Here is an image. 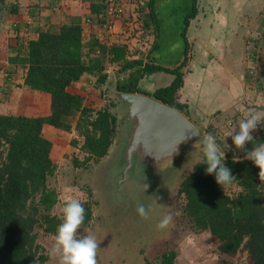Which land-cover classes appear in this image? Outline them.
I'll use <instances>...</instances> for the list:
<instances>
[{
  "label": "trees",
  "instance_id": "obj_1",
  "mask_svg": "<svg viewBox=\"0 0 264 264\" xmlns=\"http://www.w3.org/2000/svg\"><path fill=\"white\" fill-rule=\"evenodd\" d=\"M156 1H149V10L158 38L163 17ZM199 2L193 0L192 10L186 16L181 32L184 59L175 67L156 62V59H160V56L152 55L157 50L156 41L151 43L153 48L147 62L142 59L129 60L128 45L109 46L99 40L86 43L83 27L77 20L55 31L42 30L36 39L29 41L28 53L24 58L8 59L7 43L0 47V59L26 64L24 85L48 93L51 101L47 111L23 114L11 110L0 112V264H40L48 261V255L40 253L42 247L37 243L35 229L42 226L45 231L55 235L62 222L58 215L52 213L59 201V194L48 183L56 167L50 156L52 141L44 136L43 127L51 125L70 131L73 128L71 119L79 115L75 128L84 135L81 148L88 158L99 160L110 153L117 128V117L111 110L115 102L111 99L105 108L93 109L88 101V92L71 90L86 76H97L100 83H107L110 75L104 71L103 56L109 55L110 61L117 64L116 89L150 95L191 117L188 104L181 101L180 96L187 75L184 68L190 62L192 51L188 30L199 14ZM96 5L92 6V13H100V8H104L102 16L107 15V0H101L99 8ZM17 12L18 6L11 10L12 15ZM151 22L134 25L128 31L130 43L134 39L147 42L151 35L148 33ZM86 44L90 45L87 58ZM94 44L98 45L97 49ZM97 50L100 55H92ZM156 73H169L174 78L154 91L142 87L141 81ZM123 74H128L125 81L122 80ZM253 137L254 141L264 143L261 131ZM217 144L223 150V146L219 142ZM253 147L254 144L249 143L246 150L250 151ZM245 155L246 152L237 153L235 149L225 154V165L236 178L234 182L241 186L236 195L230 194L227 189L224 191L216 183L214 175L206 174L207 165L200 163L203 157L181 180L178 193L186 199L184 212L193 226L199 231H209L219 241L217 250L221 256L236 258L246 251L247 264H264V184L259 180V168L245 159ZM233 156L239 157L235 163ZM76 163L79 164L77 159ZM84 207L85 222L78 231L87 228L92 220L91 207L87 204ZM178 256V251L168 249L163 253L160 264H175Z\"/></svg>",
  "mask_w": 264,
  "mask_h": 264
},
{
  "label": "rangeland",
  "instance_id": "obj_2",
  "mask_svg": "<svg viewBox=\"0 0 264 264\" xmlns=\"http://www.w3.org/2000/svg\"><path fill=\"white\" fill-rule=\"evenodd\" d=\"M113 1L116 9V12L113 13L114 15L110 14V17L107 18L108 14L102 16L101 13L103 12L101 11L100 18L95 19L97 26L99 25V29L96 30L99 36L94 40L104 41L109 46L128 45L129 60L142 59L145 62L150 59L148 55L153 48V44L151 43H155L156 41L157 46L155 48L157 50L152 53V55L160 56V59H156V62L167 67H175L180 63L177 60L178 58L181 59L183 52L175 54L171 52V48H177V46L184 47L181 32L185 26L186 16L191 12L194 5L193 0L156 1V5L159 6L160 15L163 17V21L161 20V33H159L158 38L157 33L154 31L156 25L151 22L150 0ZM199 1V6H202L204 0ZM207 1L211 5L223 3L224 6L222 4L218 6V8H221L222 11L220 13L223 16V19L220 21L221 27H213L215 21L211 19L210 27H212L206 30L202 26L199 27L198 22H195L194 25L193 21L195 19L192 20L190 33L188 32L192 46L191 58L184 71L189 74L192 60L195 61V73L197 75L201 72V69L202 71L207 69L210 64H219L221 62L223 65L228 63L232 66L231 61L229 62L226 59V56L229 59L231 57L234 60L233 63L238 67V72L245 74L243 76L250 90V97L251 95L254 97V101L250 100L249 105L246 104L245 110L243 108H236V114L232 113L234 116L226 114L227 112H218L215 114L216 117L212 116L198 123L194 121L204 134L211 133L216 137V141L223 146L222 151H225L226 154L230 149H235L232 138L226 137V134L234 128L236 129L240 121L246 117L250 110L264 111V0ZM236 2H242L240 5L244 10H246L245 8L257 5V11L241 12L240 21H235L236 18L234 19L233 17L236 14L233 11V5ZM227 3H230L231 6H226ZM13 5L15 6V2L12 1L4 7V11L0 13L1 19L2 17L7 18L8 14L11 13L12 7H14ZM199 14L196 18H198ZM212 15L215 16L216 12H212ZM103 17L105 20H103ZM202 19L204 20L201 17L199 21L201 22ZM101 20L102 22H100ZM145 21L152 23V26L148 29V33L151 34L148 36L149 40L143 42L134 39L130 43L128 31L133 29L134 25H143ZM165 21L166 24H164ZM12 24L6 22V20L0 21L1 39L7 37L12 40L19 37L16 26H12ZM216 38L217 42L215 44L218 45V48L211 43L215 42ZM20 39L25 40L23 36ZM94 40L86 41V43H93ZM18 41H20L19 38ZM89 46V44H86L85 47L86 58L90 52ZM94 47L97 49L98 45L94 44ZM97 51L92 53V55H100L99 50ZM22 54L25 55L23 51ZM220 54L221 56H219ZM103 57L105 64L104 71L109 75L115 76L117 64L110 61L109 55ZM10 63L0 60V92L2 93V96L0 95V112H8L9 110L15 112L16 106H13L15 102L12 104V97H14V90L20 87H18V82L13 80V78L17 74L22 75L27 72L26 64L20 63L21 65L18 66L13 65L12 62ZM223 68L226 69L225 66ZM219 71L220 69L215 71L217 72L216 77L210 75L212 79L208 89L212 88L217 91V87L222 90L231 88L229 87L232 84L230 81L232 77L231 73L228 70H224L223 74ZM199 76L203 78L204 75L199 73ZM238 76H241V74ZM122 77V80L125 81L128 74H123ZM169 80L170 77L166 73L157 74L148 77L146 83L144 82L143 85L145 89L154 91L157 87L167 85ZM232 81L236 82L234 77ZM80 86L86 93L88 92V101L93 109L105 108L110 103V100L113 99L115 106H112L111 110L119 114V106L117 107L115 99L109 96L106 84L100 83L97 76L84 77L80 81V84L76 85V87ZM205 96L210 98L208 95ZM181 98L182 95L180 96V100ZM44 103L41 106L36 104L30 106L28 98L22 97L19 100L18 104L20 106L17 109L20 112L29 113V108H50L51 101L49 99ZM78 116L76 115L71 119L73 128L70 131L55 128L51 125L50 127H43L44 136L52 141L50 156L56 167L48 183L59 194V201L53 208L52 213L62 219V207L64 206L65 188L67 186H70L73 192L84 194L86 197L84 205H89L93 213L90 225L85 229L88 233L95 235L97 241L100 242L97 256L98 264H160L163 253L168 249H174L179 253L175 264H210L228 261L233 262V264H247L248 253L246 251L239 254L236 258L221 256L217 250L219 241L209 231H199L196 229L184 212L186 199L178 193L180 182L203 157V144L183 162L178 170L179 174L159 199L155 200V198L152 201V196L150 195L144 199L145 207L149 210V219H142L135 210L131 209L130 211H125L123 216L125 218L127 214L132 213L134 218L126 219L125 223L120 224L119 220H115V217L112 215L110 206L112 198L106 189L108 180L107 169L111 165L112 158L106 157L107 162L104 163L99 183L97 185L92 183L91 176L93 175L91 174V169L100 166V164H93V162H96L95 158H88L87 153L81 148L84 143V135L79 134L75 128ZM228 118L231 119L230 124H228L230 127L229 131L226 127ZM117 128V136H119V124ZM236 131H238V128ZM259 131L264 135V125H258L257 133L253 132V136H257ZM117 143L119 142L117 141ZM240 152V150H237V153ZM76 159L79 164L76 163ZM240 190L241 186L237 182H233V185L227 188V191L232 195H236ZM103 197L106 201H103ZM161 205L164 207H161ZM128 206L124 207L121 204L115 205L113 203V208L120 209L121 212ZM166 214L173 216L174 223L170 228L160 230L157 225ZM35 233L37 243L42 247L40 253L49 257L48 261L40 264H57V261L49 256V250L54 243L55 235L45 231L42 226H38L35 229ZM78 234L83 236L86 233L83 229L82 231H78Z\"/></svg>",
  "mask_w": 264,
  "mask_h": 264
},
{
  "label": "water",
  "instance_id": "obj_3",
  "mask_svg": "<svg viewBox=\"0 0 264 264\" xmlns=\"http://www.w3.org/2000/svg\"><path fill=\"white\" fill-rule=\"evenodd\" d=\"M106 86L120 110L119 114L114 112L119 136L116 128L108 156L112 161L106 189L112 203L129 205L126 210L137 212L138 203L145 206L144 199L149 195L152 201L157 200L168 190L183 162L201 147L198 139L204 132L184 112L163 101L116 89L114 75H110ZM189 136L192 139L185 143L183 139ZM144 183L149 184L145 193L141 187Z\"/></svg>",
  "mask_w": 264,
  "mask_h": 264
},
{
  "label": "crops",
  "instance_id": "obj_4",
  "mask_svg": "<svg viewBox=\"0 0 264 264\" xmlns=\"http://www.w3.org/2000/svg\"><path fill=\"white\" fill-rule=\"evenodd\" d=\"M12 1L15 2V6L13 5L14 7L18 6L17 14L12 15L10 13L8 14L7 18L6 17H2V19L0 18L1 19L0 21L6 20V22L13 23L12 26H16L19 36L18 38L20 41H18V38L11 40L7 37H3V39H1L0 37L1 39L0 47L3 46L5 43H7V49H6L7 58L26 57L28 53L29 41L32 39H36L42 30L50 29L55 31L58 30L62 25L71 23L74 20L80 21L84 31L85 42L94 40L99 36V34L96 32V30L99 29L98 28L99 25L97 26L95 19L100 17L101 11L104 12L105 9L100 8V13L99 12L92 13V6L97 4L96 6L97 8H99L101 0H12ZM12 1L10 0L9 2ZM203 2L204 4H202V6L199 7L200 14L198 18H195V21H193L194 25L195 22H198L199 27L202 26V28L208 30L209 28L212 27V26L210 27V23L212 22L211 21L212 19L215 21L213 27L216 26L221 27L220 21L221 19H223V16L222 13H220L222 10L221 8H218V6L221 4L223 5V3L220 2L219 4L215 3L211 5L207 3L208 2L207 0H204ZM241 3L236 2L233 5V9H234L233 11L236 14L233 17L234 19L236 18L235 21L238 20L240 21L239 18H241L240 15L241 12L243 13L244 11L255 12L257 11L258 8L257 5L255 7L253 5V7L245 8L246 10H244V8H241L240 5ZM227 5L228 7L231 6L230 3H227L226 6ZM14 7H12V9ZM214 8H216V10H214ZM211 11L216 12V15L213 16ZM207 12L208 14H206ZM201 17L204 18V20L202 19V21L200 22L199 19ZM107 18H109L108 15ZM164 24H166V21L164 22ZM190 29L191 26L188 30L189 33H190ZM22 36L25 38V40L20 39ZM207 41L209 42V40ZM216 42H217V38L215 42L213 41L211 43L215 45V47H217L218 45L215 44ZM183 49H184L183 46L182 47L177 46V48H171V52L177 54V52L178 53L183 52L182 51ZM22 51L25 55L22 54ZM219 56H221V54ZM183 59H184V54L181 56V59L178 58L177 62L180 61L181 63ZM226 59L229 62L231 61L230 63L232 66H230L228 63H225V65H223L221 62H219V64H210V66L207 69L203 71L201 69V72H199L202 73V75H204L203 78L202 76L201 77L199 76V73L198 75L195 73V66H196L195 61L194 60L191 61L190 72L189 74L186 75L184 86L181 90V95H182L181 101L188 104L191 113L190 118L192 120L194 118L193 121H195L196 123H198L199 121H203L207 118H210L212 116L216 117L215 114H217L218 112H223V113L227 112L226 114L229 115H233L232 113H234L235 115L236 108H241V109L243 108V110H245L246 104L249 105V103L251 102L250 100L254 101V97H252V95L250 97V90L248 89L246 85V81L243 76L245 74L238 72V67L236 64L233 63L234 60L231 59V57L229 59L228 56H226ZM0 60L4 61L3 59ZM171 60L175 61L174 59ZM7 61L9 64H11L10 60ZM13 65L20 66L21 64L14 62ZM224 66L226 67V69L223 68ZM218 69H220L219 72L222 74L224 70L225 71L228 70V72L231 73L232 77L230 78V81L232 84L229 86L231 88H227V90L225 88L224 90H222L219 87H217L218 88L217 91L213 90L212 88L208 89L209 83L212 79L210 75L216 77L215 75H217V72L215 71ZM157 74H164V73H156L154 75ZM240 74L241 76H238ZM25 75L26 73H23L22 75L17 74L13 78V80L18 82V87L20 88L14 90V97H12L13 98L12 104L15 102V104L13 105L14 107L16 106L14 111L16 113H22V114L25 112L22 111L20 112L17 109L18 106H20V104L18 103L22 97L26 99L28 98V103L30 106L32 104L41 106L45 101L47 102L48 99L50 100V96L48 93L26 87L24 85ZM166 75L170 77V80L168 82L170 83L174 77L169 73H166ZM233 77L235 78L236 82L232 81ZM144 82L146 83V79L141 81L142 87H144L143 85ZM78 84H80V81L77 82L75 85H73L71 87V90L77 93L84 91L81 86L76 87V85ZM204 89L205 91H203ZM1 91H3V89H1ZM0 95L2 96L1 92ZM205 95H208V97L210 98H207ZM48 109L49 107H44L40 109L29 108V112L47 111ZM230 120L231 119L228 118L226 127H229L228 124L230 123ZM45 126L50 127V125H45Z\"/></svg>",
  "mask_w": 264,
  "mask_h": 264
},
{
  "label": "clouds",
  "instance_id": "obj_5",
  "mask_svg": "<svg viewBox=\"0 0 264 264\" xmlns=\"http://www.w3.org/2000/svg\"><path fill=\"white\" fill-rule=\"evenodd\" d=\"M258 125H264V111L250 110L246 117L240 121L237 127L238 131L236 128L228 132L226 137H231L235 149L246 152L244 158L252 161L259 168V180L261 184H264V143L254 141L253 137V132L257 130ZM199 137L198 140L203 144V159L200 163L207 165L206 174L214 175L216 183L225 191L236 180L231 170L225 165V151L221 150L216 142V137L211 133L199 135ZM188 139H192V137L189 136L183 141L186 143ZM249 143H253L254 147L247 151L246 145ZM238 160V156H233L234 163ZM141 187L145 193L149 184H141ZM65 193L62 222L57 227L49 256L54 258L57 264H98L97 256L100 242L97 241L96 236L88 233L86 229H84L85 235L78 234V230L85 222L86 209L84 203H86V197L83 193L73 192L70 186L65 188ZM157 199L159 198L157 197ZM161 207L164 206L161 205ZM137 213L142 219H149V210L142 203H138ZM173 223V216L166 214L157 227L160 230H166Z\"/></svg>",
  "mask_w": 264,
  "mask_h": 264
},
{
  "label": "flooded vegetation",
  "instance_id": "obj_6",
  "mask_svg": "<svg viewBox=\"0 0 264 264\" xmlns=\"http://www.w3.org/2000/svg\"><path fill=\"white\" fill-rule=\"evenodd\" d=\"M10 0H2V4L0 5L1 7H0V13H2L3 11H4V7H6L7 6V4L8 3H10L9 2ZM12 1V0H11ZM1 15V14H0ZM1 18V17H0ZM110 152V151H109ZM109 154L110 153H108L105 157H102V158H100L99 160L98 159H95V161L96 162H93V164H100V166H98V167H93V169H91V174L93 175V176H91V179L93 180L92 181V183H94V184H98L99 183V179H100V177H101V172H102V170L104 169L103 168V166H104V163H106L107 162V160H106V157H108L109 156ZM101 185V184H100ZM102 186H103V184H102ZM103 201H106L105 200V198L103 197ZM110 206H111V212H112V215L115 217V220H119L118 222H120V224H123V223H125L124 221H126V219H129V218H134V215H132V213H129V214H127L126 215V217L124 218V216H123V213L125 212V211H128V210H126V209H124V210H122V212L120 211V209H114L113 208V203H112V201H110ZM133 212V211H132Z\"/></svg>",
  "mask_w": 264,
  "mask_h": 264
},
{
  "label": "built area",
  "instance_id": "obj_7",
  "mask_svg": "<svg viewBox=\"0 0 264 264\" xmlns=\"http://www.w3.org/2000/svg\"><path fill=\"white\" fill-rule=\"evenodd\" d=\"M107 5H108V8H107L106 12H107L108 16L110 17V14L114 15L113 13L116 12L114 1L113 0H107Z\"/></svg>",
  "mask_w": 264,
  "mask_h": 264
}]
</instances>
